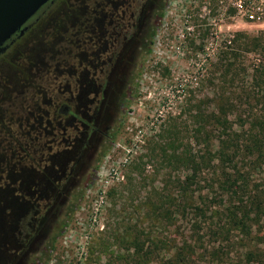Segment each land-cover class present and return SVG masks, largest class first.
<instances>
[{
	"label": "rangeland",
	"instance_id": "374dc122",
	"mask_svg": "<svg viewBox=\"0 0 264 264\" xmlns=\"http://www.w3.org/2000/svg\"><path fill=\"white\" fill-rule=\"evenodd\" d=\"M152 2H161L163 9L153 15L152 42L133 68L137 75L130 83L132 87L124 102L115 104L117 94L96 98L90 94L91 119L102 124L104 130L113 124L115 131L110 137L97 140L94 157L90 156L71 180L73 192H81L82 197L69 203V196H60L51 212L30 224L33 229L28 234L19 229L11 233L10 218L6 220L4 215L0 224L5 225L2 236L5 264H135L125 229L135 224L157 240L167 241L166 249L157 250V259L156 255L149 256V264H165V258H160L169 256L185 241L195 248L187 259L188 264H264V249L259 261L244 259L243 252L253 248L254 241L250 244L246 241L244 248L233 234L226 237L219 231L214 235L219 220L208 219V212L206 220L200 216H182L173 224L160 217L150 225L146 215L142 221L139 219L143 213L135 209L136 199H142L154 186L159 187L164 175H155L148 159L153 135L173 120L182 131L184 126L192 127V119L184 121L188 107L204 99L208 103L203 108L209 110L220 94L236 104L233 113L228 115L234 128L240 129L242 123L249 126L250 106L252 111L262 109L260 104L255 105L251 95L264 94V86L259 91L253 81V69L264 61V28L236 23L224 12L221 0ZM239 37L242 42H252L258 37L261 46L248 45L241 49L236 41ZM234 114H239L240 119ZM10 164L11 169L19 166ZM5 167L9 168V163ZM174 174L185 173L179 170ZM251 176V180L264 182L262 170ZM8 195L5 185L6 212L17 201L14 199L11 205ZM218 199H211V210L220 208ZM68 207L74 210L67 213L63 232L54 237L49 250L47 234L57 233V218ZM199 220L204 222L201 221V229L197 230L194 224ZM260 228L264 233V223ZM123 235L126 243L118 238Z\"/></svg>",
	"mask_w": 264,
	"mask_h": 264
},
{
	"label": "flooded vegetation",
	"instance_id": "af4514ba",
	"mask_svg": "<svg viewBox=\"0 0 264 264\" xmlns=\"http://www.w3.org/2000/svg\"><path fill=\"white\" fill-rule=\"evenodd\" d=\"M152 1L50 0L0 47V178L5 163L20 164L21 208L51 212L97 140L114 133L91 119L89 97L126 99L152 42L162 4Z\"/></svg>",
	"mask_w": 264,
	"mask_h": 264
},
{
	"label": "trees",
	"instance_id": "16d2710c",
	"mask_svg": "<svg viewBox=\"0 0 264 264\" xmlns=\"http://www.w3.org/2000/svg\"><path fill=\"white\" fill-rule=\"evenodd\" d=\"M162 9L163 4H160L157 8L159 14ZM154 26L155 23L152 32ZM240 40V37L236 39L241 49L248 45H252L253 48L261 46L258 37L253 38L252 42ZM230 66L231 64L228 67ZM253 70L254 85L260 91L264 86V61L257 64ZM251 96L255 100V105L260 104L262 109H255L261 112L258 114L255 110L252 111L253 108L250 106L247 114L249 126L245 127V123H242L240 129L234 128V122L228 119V115L233 113L236 104L231 98L224 99L220 94L219 99H215L209 110L203 108L207 101L204 99L188 107L184 121L186 123L192 119L194 122L192 127L184 126L182 131L177 121L170 119L173 121L153 135L149 142L148 159L154 167L153 173L164 175L159 187L154 186L142 199H136L135 209L143 213L139 217L140 220L146 215L150 220L149 225L156 223L157 217L173 224L182 216L194 218L200 216L206 220L208 212V219L219 220V227L214 231V235H218L219 231L226 237L233 234L244 248L247 245L246 241L249 244L254 241V247L243 252L244 259L252 258L253 261L261 259L264 249V233L260 228L264 223V182L251 180V174L261 170L264 172V94ZM233 116L238 119L241 117L239 114ZM157 165L164 172H160ZM10 166L9 163V168L5 167L8 178H0V192L6 185L9 190L7 198L12 205L14 201L12 199H18L15 197L18 195L15 189H18L20 181V166L15 169H11ZM134 167L139 169L135 164ZM179 170H183L185 174L176 176L174 173ZM81 197V192H73L69 195L68 202H76ZM216 198H219L217 201L220 208L211 210V199ZM19 202H15L17 203L15 209L9 208L7 212L0 209V222L5 215L6 220L10 218L11 233L19 229L28 234L32 230L29 221L33 223L44 214L40 213L36 206L30 210L29 204L28 206L24 204L21 208ZM73 210L71 207L66 208L63 216L57 218V233L47 234L49 250L54 237L63 232L64 218ZM201 221L194 224L197 230L201 229ZM125 229L130 240L129 246L133 247L135 264H149L150 255H156L157 250L162 247L167 248L166 240H157L150 232H144L141 226L138 228V224L129 225ZM4 231L5 225L0 224V262L5 260H2V255L5 256V240L2 238ZM118 238L122 243H126L125 235ZM194 249L185 241L180 247H175L169 256L161 257L160 260L165 258V264H188L187 259L194 253ZM154 257L157 259L158 256Z\"/></svg>",
	"mask_w": 264,
	"mask_h": 264
},
{
	"label": "water",
	"instance_id": "95a60500",
	"mask_svg": "<svg viewBox=\"0 0 264 264\" xmlns=\"http://www.w3.org/2000/svg\"><path fill=\"white\" fill-rule=\"evenodd\" d=\"M50 0H0V47Z\"/></svg>",
	"mask_w": 264,
	"mask_h": 264
},
{
	"label": "built area",
	"instance_id": "2783aa9c",
	"mask_svg": "<svg viewBox=\"0 0 264 264\" xmlns=\"http://www.w3.org/2000/svg\"><path fill=\"white\" fill-rule=\"evenodd\" d=\"M220 3L224 12L236 23L264 28V0H221Z\"/></svg>",
	"mask_w": 264,
	"mask_h": 264
}]
</instances>
